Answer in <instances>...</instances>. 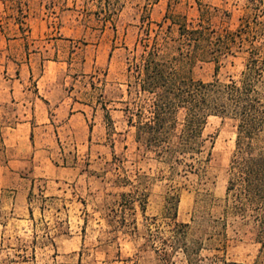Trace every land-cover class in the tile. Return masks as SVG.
Masks as SVG:
<instances>
[{"label": "rangeland", "instance_id": "obj_1", "mask_svg": "<svg viewBox=\"0 0 264 264\" xmlns=\"http://www.w3.org/2000/svg\"><path fill=\"white\" fill-rule=\"evenodd\" d=\"M118 1L119 11L105 23L103 14L95 15L99 0H0V82L6 78L3 73L7 74L18 80L14 84L20 98L34 100L37 91L49 104L46 114L43 103L35 100L43 113L32 121L29 132L27 126L11 130L23 118L16 120L18 114L13 112L17 107L0 103V236L3 232L5 238H31L27 210L31 191L36 196L40 189L45 197L60 199L41 216L40 200L33 197L29 206L36 221L42 218L52 223L54 206L62 202L66 206L58 217L66 222L68 235L55 238L56 250L37 248L35 259L22 264H124L111 262L115 248L106 251L100 245L105 224L95 212L99 198L115 191L111 181L116 175L134 178L139 172L155 177L165 170L163 164L136 149L133 129L127 127L120 111L126 60L134 53L141 21L151 22L154 30L164 17L168 19L163 29L170 20L195 25L201 18L217 30L235 31L254 12L249 0ZM200 8L208 13L201 16ZM176 33L172 26L170 36ZM244 60L245 54L238 53L219 69L217 77L237 78ZM193 77L212 80L214 64L197 65ZM0 92V98L7 96L5 88ZM102 105L113 120L110 136L103 123ZM203 133L214 141L209 165L214 178L211 192L222 198L225 170L234 149V128L230 122L210 117ZM114 157L122 161L117 170L109 165ZM164 189L163 182H152L147 215L161 214ZM191 191L179 194L178 219L182 222L189 220ZM119 249L123 258L135 251L128 238L119 239ZM257 253L256 244L229 231L227 260L253 264Z\"/></svg>", "mask_w": 264, "mask_h": 264}, {"label": "trees", "instance_id": "obj_2", "mask_svg": "<svg viewBox=\"0 0 264 264\" xmlns=\"http://www.w3.org/2000/svg\"><path fill=\"white\" fill-rule=\"evenodd\" d=\"M249 1L254 4L253 17L241 21L235 31L217 30L201 18L195 25L170 20L163 29L168 19L164 17L154 30L151 22L141 21L134 53L126 60L120 111L127 127L133 129L136 149L163 164L165 170L155 177L139 172L134 178L116 175L111 181L115 191L99 198L95 212L105 224L99 241L106 251L115 248L111 262L246 264L226 259L229 231L258 246L253 264L264 261V7L262 0ZM120 7L118 0H99L95 15L103 14L108 23ZM205 10L200 8L201 16L208 13ZM172 26L177 30L174 37L170 36ZM240 52L245 60L238 77L220 80L219 69ZM203 63L214 64V77L207 82L193 77V69ZM101 109L110 136L113 120L109 109L104 105ZM210 117L230 122L234 128L222 198L211 192L214 141L203 133ZM121 162L114 157L110 168L117 170ZM156 180L164 183L163 206L159 216H149L148 189ZM181 190L193 193L188 222L178 219ZM33 197L40 200L41 216L60 200L45 197L40 189L36 196L29 193L31 238H5L2 232L0 264L33 261L37 248L56 250L55 238L68 235L66 222L58 217L65 204L54 206L52 223L42 218L36 221L29 206ZM120 238L133 243L132 256H121Z\"/></svg>", "mask_w": 264, "mask_h": 264}, {"label": "crops", "instance_id": "obj_3", "mask_svg": "<svg viewBox=\"0 0 264 264\" xmlns=\"http://www.w3.org/2000/svg\"><path fill=\"white\" fill-rule=\"evenodd\" d=\"M3 73V72H2ZM3 75L6 76V78L3 79V82H0V88H5L7 92V96H2L0 98V103L2 104H9L13 107H17L14 110V114H18L16 117V120L19 119V117L25 119V120H19L15 127H12L11 130L16 131V128L18 126L21 127H28L29 132L32 129L33 123L32 121L36 120L38 117H41V114L43 113L41 108L36 104L35 100H39L41 103H43L45 110L44 112L48 114V107L49 104L46 100L42 99L41 96H38L37 91L35 92V99L34 100H23L19 97L18 91L16 88V85L14 84V81H18L17 79L12 80L10 76H7V74ZM17 76V75H16ZM36 89V88H35ZM2 95V92H0V96ZM22 101V102H21ZM30 105L29 109H27V106ZM18 106L24 109V111H21L18 109ZM29 118V119H26ZM31 135V134H30Z\"/></svg>", "mask_w": 264, "mask_h": 264}]
</instances>
